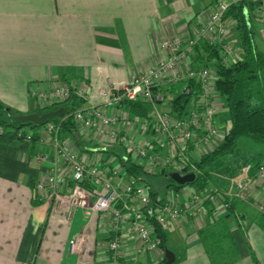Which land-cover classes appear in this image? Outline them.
Returning <instances> with one entry per match:
<instances>
[{"label": "crops", "instance_id": "0c3cea01", "mask_svg": "<svg viewBox=\"0 0 264 264\" xmlns=\"http://www.w3.org/2000/svg\"><path fill=\"white\" fill-rule=\"evenodd\" d=\"M253 1L255 39L264 52V20L258 16L259 1ZM213 7L214 0H0V101L20 116L38 114L40 101L31 96L32 87L63 81L77 82L91 94L84 105L101 104L103 87L125 84L166 58L161 40L195 28ZM232 32L238 44L235 27ZM192 63L202 66L195 58ZM178 83L165 89L166 101ZM127 118L121 126L124 132L144 139L145 120L130 113ZM41 134L45 136V129ZM49 139L46 135L33 151L30 142H0V264H109L111 212L92 211L96 193L74 182L61 186L60 196L36 189V182L45 181L56 165L70 175L65 164L56 161ZM61 139L73 144L82 159L99 160L103 174L114 178L108 176L112 156L104 150L116 139L88 129L67 131ZM78 144H84L85 151ZM254 155L264 160L262 152ZM240 165L229 169L231 184L225 191L231 195ZM254 173L249 197L236 201L233 209L214 205L199 217L186 216L165 227L168 250L176 256L172 264H212L201 230L210 221L226 218L240 252L232 264H257L253 256L264 264V211L259 207L264 206V179ZM101 189L99 185L96 190ZM73 197L86 207L73 206ZM122 235L125 264L163 263L166 250L138 253L139 238L127 227ZM76 239L79 242L72 243Z\"/></svg>", "mask_w": 264, "mask_h": 264}, {"label": "built area", "instance_id": "2783aa9c", "mask_svg": "<svg viewBox=\"0 0 264 264\" xmlns=\"http://www.w3.org/2000/svg\"><path fill=\"white\" fill-rule=\"evenodd\" d=\"M236 0H214V7L206 18L195 28L164 38L160 47L167 52L166 58L134 75L122 85H107L101 89V104L83 105L74 110L73 120L80 129L93 130L97 136H108L132 151L138 163L149 170H185L187 173L199 172L197 161L217 147L223 140L218 112L220 108L219 93L215 86L213 69L202 65L196 67L192 59L196 57V48L200 44L219 45L223 49V59L231 64L230 57L238 48L231 39L233 26L225 18L229 6ZM258 16L264 20V0H261ZM195 80L199 84V97H194L187 115L179 117L159 108L166 101L165 89L177 82ZM192 86L186 84L183 93L192 94ZM31 96L43 105H50L77 95L90 101L91 94L86 92L77 82L58 81L47 87H32ZM129 101H142L148 104L149 117L145 120L146 135L137 139L121 128L126 120V106ZM84 103V104H85ZM116 108L109 114L107 108ZM140 121V119H137ZM23 132V131H22ZM49 136L56 161H61L70 172H62L57 165L49 173L48 178L36 182L40 192L60 196V187L70 182L82 185L90 183L102 189L96 193L91 204L92 211H110L108 243L109 264H123L125 242L123 230L127 227L135 234L140 245L138 253H148L159 248L152 225L156 221L165 227L172 221L186 216L197 217L206 211V201L212 207L223 204L221 196H230L227 191L218 188L201 190L190 186L188 191L172 194L167 190L161 198L153 201L147 186L136 178L123 181L122 170H114V178L103 174L101 163L94 159L89 162L82 159L80 152L61 139V125L49 123L45 128V136ZM223 135V136H222ZM31 133H27L25 141L30 142ZM44 156H39L43 159ZM255 170V177L264 179V160L256 168L252 162L243 165L242 172L235 182L234 197L245 200L249 197L252 179L250 173ZM185 173V174H187ZM120 185L123 187L120 188ZM120 200V205H116ZM73 206L86 207L79 198L71 199ZM228 206V203L223 204ZM264 211V207L259 205ZM79 239L72 243H78Z\"/></svg>", "mask_w": 264, "mask_h": 264}, {"label": "trees", "instance_id": "16d2710c", "mask_svg": "<svg viewBox=\"0 0 264 264\" xmlns=\"http://www.w3.org/2000/svg\"><path fill=\"white\" fill-rule=\"evenodd\" d=\"M253 3V0H236L226 11L225 18L233 20L235 23L239 46V55L231 64L224 62L223 49L219 45L200 44L196 48V62L214 70L216 90L219 96L224 99V104L229 107L232 124L226 130L222 142L207 154H203L197 161L199 172H197L195 180L180 184L169 172L170 170H149L136 161L132 151L117 141L105 144L107 150L104 151L111 154L113 159L109 163L108 176L114 177V170L120 168L123 181L128 178L142 181L155 202L164 195L161 178L166 180L167 190H173L175 193L180 192L186 185L201 190L209 189L217 184L214 175L216 167L234 153L240 137L246 135L257 141L264 140V52L258 47L255 39L251 15ZM186 84L193 88L190 95L183 93V87ZM176 87L178 90L172 91L174 96L171 100V113L182 117L187 115L193 98L199 97V84L195 80H189L179 82ZM84 103V99L72 95L63 101L45 106L40 105L37 109L38 115L43 117L49 114V117L44 123H36L30 120H17L20 116L19 113L0 101V142L15 144L25 141V136L29 132L32 135L30 151H33L40 142L41 129H45L49 123L61 125V136L67 131L75 133L80 128L73 120L72 113ZM126 104V111L135 119L146 120L149 117L150 109L146 102L129 101ZM78 145L85 151L83 144ZM240 161H243V165L252 162L256 168L262 158L259 155H251L241 158ZM184 172L187 173L188 170L185 169ZM82 186L93 193H99L96 190L97 187L90 183H84ZM217 188L222 194L225 192V189ZM221 198L223 204L228 203L226 206L228 209H233L236 201L241 200L237 197L230 200V197L224 194ZM116 205H120V200H117ZM205 205L206 211L212 210L209 200ZM152 228L157 237L159 248L167 251L169 248L168 232L165 226L154 221ZM201 239L212 264H232L238 260L239 248L235 236L228 226L227 218L210 221V224L201 230ZM253 258L259 264L256 257L253 256ZM166 260L165 254L162 264H165ZM123 264L125 263L123 262Z\"/></svg>", "mask_w": 264, "mask_h": 264}, {"label": "rangeland", "instance_id": "374dc122", "mask_svg": "<svg viewBox=\"0 0 264 264\" xmlns=\"http://www.w3.org/2000/svg\"><path fill=\"white\" fill-rule=\"evenodd\" d=\"M258 1H259V7H260L261 0H258ZM259 7H258V9H259ZM228 20H229V22H232L234 24V27H235L234 21L230 20V19H228ZM235 29H236V27H235ZM233 36H234V32L231 33V38H232L231 40L233 42H235V44H236V41L233 39L234 38ZM236 39H238V36H237ZM236 45H237L238 50H237L236 53H234L230 57V60H232V61L234 59H236L238 57V55H239V46H238V44H236ZM171 100H172V98L169 97L168 101L162 103L159 106V108L161 110H163V111L171 110V108H172V103L170 102ZM219 101H220L221 106L219 108L220 111L218 113L219 114V118L218 119L220 120L222 134H224V132H226V130L231 126L232 120H231V117H230L229 107L224 104V99L219 96ZM40 105H43V103L40 102L39 106ZM43 106H45V105H43ZM127 122L130 123L131 119L127 118ZM222 138H224V136ZM83 146H84V144H83ZM81 150L83 151V149H81ZM261 152L264 154V140L257 141L253 137L246 136V135L240 137L238 139V145H237V148L234 151V153L229 155L225 160H223L221 165L216 167V169L214 171L215 180H216V183H217L216 185H218L220 188H224V189L225 188H229L230 184H231V181H230V179H231V175H230L231 171H229L230 166H232L234 164H238L239 161L241 160V158L249 157L251 155H254L255 153H261ZM242 162H241V165H240L241 167H243V163ZM168 170H170L169 172H171V174H173V173L184 174L185 173L184 172L185 170H172V169H168ZM160 180L163 183L162 184L163 185L162 192L166 193L167 189H168V188H166V180L164 178H161ZM210 188H212V187H210ZM189 189H190V186L186 185V186L182 187L181 191H188ZM170 192L172 194H174L173 190H170Z\"/></svg>", "mask_w": 264, "mask_h": 264}, {"label": "water", "instance_id": "95a60500", "mask_svg": "<svg viewBox=\"0 0 264 264\" xmlns=\"http://www.w3.org/2000/svg\"><path fill=\"white\" fill-rule=\"evenodd\" d=\"M48 117H49V114H46L43 117H40L38 114H32V115L19 116L17 120H22V121L30 120L36 123H44ZM172 176L180 184H186V183L193 182L196 178V175L193 172L187 173V174L173 173ZM166 256H167V260L165 264H172L176 259L174 252L171 250L166 251Z\"/></svg>", "mask_w": 264, "mask_h": 264}]
</instances>
